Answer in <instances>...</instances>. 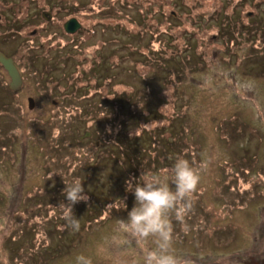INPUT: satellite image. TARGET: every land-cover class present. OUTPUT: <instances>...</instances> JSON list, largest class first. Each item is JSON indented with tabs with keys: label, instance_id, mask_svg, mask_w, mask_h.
<instances>
[{
	"label": "rangeland",
	"instance_id": "1",
	"mask_svg": "<svg viewBox=\"0 0 264 264\" xmlns=\"http://www.w3.org/2000/svg\"><path fill=\"white\" fill-rule=\"evenodd\" d=\"M145 1L0 0L10 24L1 22L0 50L16 54L25 75L10 95L12 109L0 108V264H76L78 254L92 264H146L155 239L136 237L120 224L134 204L128 183L170 177V164L153 159L166 160L172 146L175 159L206 164L192 211L183 222L172 218L176 264H264V62L245 60L250 52L264 53V0H222L234 20L229 28L240 22L233 41L223 33L227 27L212 25L224 18L215 0H156L153 9ZM18 6L26 10L21 28ZM41 10L52 15L49 21ZM150 11L153 18L141 21ZM71 17L90 38L64 30ZM41 26L35 36L52 38L48 47L22 42ZM183 41L186 50L173 52ZM80 49L85 57L97 50L102 60L91 72L109 91L132 93L129 99L106 103L102 88L75 90L82 85L72 84L77 59L62 57L72 52L88 68ZM25 50L32 51L36 73L28 70ZM189 52L205 58L208 68ZM185 57L181 73L170 69ZM230 57L243 64H225ZM0 74L7 88L1 64ZM8 98L0 88V105ZM119 129L137 144L117 156ZM84 131L90 138L77 143ZM109 145L115 152L102 158ZM76 178L87 199L74 205V228L60 205L65 185ZM26 237L32 242L21 240Z\"/></svg>",
	"mask_w": 264,
	"mask_h": 264
},
{
	"label": "clouds",
	"instance_id": "2",
	"mask_svg": "<svg viewBox=\"0 0 264 264\" xmlns=\"http://www.w3.org/2000/svg\"><path fill=\"white\" fill-rule=\"evenodd\" d=\"M205 167V163L196 165L181 155L176 157L170 177L153 174L144 176L139 183H128V189L134 194V204L120 224L125 232L136 237L155 239L157 246L148 254L146 264H176L170 252L174 233L172 218L183 222V217L192 211V194L198 188ZM64 194L66 203L60 205L63 216L74 228L78 227L74 205L87 199L82 180L76 178L65 185ZM184 227L188 226L184 224ZM76 264H92V261L78 254Z\"/></svg>",
	"mask_w": 264,
	"mask_h": 264
},
{
	"label": "trees",
	"instance_id": "3",
	"mask_svg": "<svg viewBox=\"0 0 264 264\" xmlns=\"http://www.w3.org/2000/svg\"><path fill=\"white\" fill-rule=\"evenodd\" d=\"M216 1V3L215 4H217V14L222 10L223 11V9H226L227 8V3L226 2H224V1H222V0H215ZM146 3H148L149 5H151V8L153 9L155 6H156V4H155V2H156V0H147V1H145ZM5 8H6V6L5 5H3V8H1V10H0V12L2 13V17H4L3 18V20H5L4 22H5V24L4 25H10L9 23L7 24V21H9V19L7 20V17H6V15L2 12V11H4L5 10ZM20 11H21V13H22V17L19 19V21H20V23H21V26H19L18 28H21V27H24L23 26V20H22V18H26V10H23V9H20V7L18 6V12L20 13ZM223 13H224V18L223 17H221L220 16V18L218 19V22H216L217 24H214V23H212V25H221V24H223V25H221L222 27H227V29L226 30H228L227 32H224L223 31V33H225V37L227 38V39H229L230 41H233L234 40V38H235V32H236V28H240L241 26H240V22H238V25L240 26H237V24L236 25H234V27H232V28H229V26H228V24H232V23H230L231 21H234L233 19L231 20V18H229L228 19V17H230V16H228V11L227 10H224L223 11ZM147 18H153V13H152V11H150V12H148V13H142V17H141V21H143L144 19H147ZM254 18L256 19V21H257V18H256V16H254ZM138 19L140 20V18L138 17ZM215 19H217V18H215ZM15 20H17L16 19V17H15ZM197 20H199V21H202L201 20V16H198V19ZM242 23V25H244V26H246L243 22H241ZM14 24V23H13ZM258 24H254V26H253V28H254V32H255V30H256V26H257ZM4 27H6V26H4ZM13 27L14 28H17V26L16 25H13ZM38 32H39V30H37V33L36 34H38ZM84 34V33H83ZM89 35V32L87 31V33H86V35L84 34V36H86L87 38L86 39H88V38H90L91 36H88ZM191 36L193 37V38H195V41L197 40V38H198V33H197V31H195L193 34H191ZM179 38H180V36H179ZM183 46H181V47H178L177 49H175V50H172L173 52H175V51H178L179 49H183V50H186V45H188V42L187 41H183ZM178 44H179V42H178ZM177 44V45H178ZM80 51H82L83 52V57L84 58H86L87 60L89 59V63H90V65L88 66V68H84V67H82L80 64H82V62H83V58H81V57H79V56H75V55H73V53L71 52V53H68V55L66 56H64V57H62L64 60L65 59H67L70 55H72L71 57L72 58H74V59H77V62H76V65H75V69H73V72L71 73V78H72V84H74V86H77V85H79V83L81 82V86L80 87H77L75 90H78V88H82L83 90H85V88H87V89H89V88H97L98 87V89H100V88H102V89H100V93H102L103 95H101V98H103L104 100H105V102L107 103L108 102V100H112L114 97H115V100L117 101V102H119V103H122V102H120V100L121 99H123L126 95L125 94H127V93H124L123 91L122 92H113V91H109V86H107L106 84H103V83H101V81L99 82L98 80H97V75H96V73H94L95 72V70L93 71V72H91L92 71V69H94L98 64H99V62H101V60H102V58H100V56L98 55V52H97V50H94L93 52H92V55L90 56V57H85L84 56V53H85V50H83V49H80ZM16 53V52H15ZM78 53V52H77ZM190 53V52H189ZM173 54V53H172ZM190 54H192V57H194V58H197L198 60L199 59H201V61H202V65H203V68L205 67V68H208V65H207V63L205 62V58H200V56L201 55H198V54H193L192 52L190 53ZM13 55V54H12ZM15 56H16V54H15ZM22 57L26 60V61H28L29 62V64H31V67H28V70H32L34 73H36L35 71H36V68H33L32 67V63L34 64V62H33V55H32V51L31 52H29V50H25V52H24V54H22ZM186 58V57H185ZM232 58H234V57H232ZM231 57L230 58H227V59H225L224 60V62H225V64H229V66L230 65H232L233 66V64L235 63V60L233 61V59H232ZM260 58H262L263 59V62H264V53H262L261 55L260 54H255V53H251L250 52V55L248 54L246 57H245V60H247V61H249V60H253V61H260ZM187 61H188V59L186 58V60H181V59H178L177 60V62L176 63H174V64H170L171 65V68L170 69H173L174 71H176V72H178V71H180V73H181V68H183L182 67V65H184V66H186V64H187ZM245 62V61H244ZM250 63V62H249ZM241 64H243V61L242 62H240V63H235L234 64V66L236 67L237 66V68H239L240 66H241ZM163 66H165L166 67V70H169V67L167 66V64H163ZM196 70H198L197 69V67L195 68ZM40 71V70H39ZM96 71H97V69H96ZM85 74H86V76H85ZM42 75V73L40 74V76ZM0 76H1V74H0ZM93 77V78H92ZM43 84H44V82H43ZM5 85V83H4V81H2V78H0V88H1V91H6V93H7V95L9 96V98L7 99V100H5L3 103H1V105H0V108L1 109H6L7 111L8 110H11L12 109V107H10L11 106V101H10V98H11V94H12V91L11 90H9L8 88H6V85ZM113 87V86H112ZM59 88V87H58ZM77 91H75V94H77L76 93ZM132 94V93H131ZM131 94H129L128 96H126L127 97V99H129V96L131 95ZM119 97H117V96ZM85 102H87L86 100H85ZM111 102V101H110ZM99 103H101V105H103V100H101ZM91 106V103H89V107ZM98 109V106L97 105H94V109ZM121 110V109H120ZM119 110V111H120ZM135 113H134V110L132 109L131 110V113L127 116V117H129V116H131V115H134ZM124 117H125V115H124ZM169 123H171V122H168V124ZM172 123H173V121H172ZM120 125H122V124H120ZM167 125V124H166ZM92 132L94 133V131L92 130ZM170 134H171V132H169ZM115 137H116V140L114 141V142H117L116 144L114 143L113 144V146L114 145H116L115 147L116 148H118L119 150L117 151V156L119 155V153L120 152H122V151H126L127 149H126V147L129 145H131V146H133V147H136V144H137V141L136 140H133V139H127L126 138V136H125V134H124V130L123 129H119V131H117V133L114 135ZM156 138V137H155ZM177 139H179V138H177V137H175V140L173 141V145H178L179 143H180V140H177ZM76 141H77V143H79V140H78V138L76 137ZM177 141V142H176ZM100 142V141H99ZM99 144V143H98ZM111 145V144H110ZM110 145L109 146H107V148L108 149H110L111 147L112 148H114L113 146H111L110 147ZM124 145H125V147H124ZM98 146V145H97ZM53 146H51V148H52ZM173 148V146L171 147V149ZM169 150V153L167 154V155H165L166 156V160H164V159H162V158H158L157 156H154V159H153V161L155 162V164H158V160H159V163H163V164H165L166 166H168V163L170 164V168H172V165H173V163H174V161H175V155L176 154H174V153H172V150ZM117 150V149H116ZM141 150H144V149H140V151ZM115 151H112L111 149H110V152L109 153H107V154H105L102 158H104V157H106V156H108L109 158L111 157V156H109L111 153H114ZM57 156V155H56ZM128 160L130 159V158H127ZM100 170V165H97L96 167L94 166L93 168H92V170L94 171V170ZM94 198V194H93V197H92V199ZM101 205L102 206H104V208H105V206L106 205H104L103 203H101ZM23 231H27V229H23ZM27 238V237H26ZM20 239V238H19ZM21 240L23 241V240H26L27 241V243H28V241H29V243H31L32 241L29 239V237L27 238V239H23V238H21ZM24 242V241H23ZM21 245V244H20ZM30 245V244H29ZM31 246V245H30ZM18 248H19V246H18ZM33 248V247H32ZM14 251V250H13ZM14 252H16V249H15V251Z\"/></svg>",
	"mask_w": 264,
	"mask_h": 264
},
{
	"label": "water",
	"instance_id": "4",
	"mask_svg": "<svg viewBox=\"0 0 264 264\" xmlns=\"http://www.w3.org/2000/svg\"><path fill=\"white\" fill-rule=\"evenodd\" d=\"M44 14L46 13H43V16L48 19V16H45ZM63 26H64L65 31L68 33H75V31H77L81 27L80 23L75 17L69 18L68 20H66ZM0 64L2 65L4 70L8 73V76L10 79L9 83L7 84L8 89L12 91H16L17 89H19L22 85V77L15 63L13 62V58L11 56L7 57L2 51H0ZM28 103H29L28 106L30 108H33L32 106L33 98L29 97ZM90 136H91L90 131H84L83 134H81L77 138L80 141V139L90 138Z\"/></svg>",
	"mask_w": 264,
	"mask_h": 264
},
{
	"label": "flooded vegetation",
	"instance_id": "5",
	"mask_svg": "<svg viewBox=\"0 0 264 264\" xmlns=\"http://www.w3.org/2000/svg\"><path fill=\"white\" fill-rule=\"evenodd\" d=\"M42 11V10H41ZM2 15V13L0 12V26H2L3 27V24L1 23V22H4L5 20H3V18L4 17H2L1 16ZM50 16H52V15H50ZM49 16V17H50ZM3 20V21H2ZM80 23V22H79ZM81 25V24H80ZM64 27V26H63ZM40 29V31L39 32H41V30H42V26L39 28ZM65 30V29H64ZM38 32V33H39ZM80 32H84V30H83V27H82V25H81V27L77 30V31H75V33H68L72 38H75V36L77 35V34H79ZM37 33V29L35 30H33L32 31V33H31V35H33L32 37H30L29 39H22V42H31V41H41V43H40V45L42 46H44V45H46V47H48V45H49V43H48V40H51L52 38H43V37H37V36H35V34ZM84 35V34H83ZM42 40H45V41H42ZM48 43V44H47ZM4 52V51H3ZM6 56H8V55H6ZM9 56H11L12 58H13V62L15 63V65H16V67H17V69H18V71H19V73L21 74V77H22V85H23V82L25 81V75H24V73H22V72H20V67H21V64H18V62H16L15 61V54H13V55H9ZM8 56V57H9ZM6 72V71H5ZM7 73V72H6ZM8 74V73H7ZM23 79H24V81H23ZM9 83V82H8ZM22 85H21V87H22ZM20 87V88H21ZM7 88H8V85H7ZM19 88V89H20ZM18 90V89H17ZM16 90V91H17ZM29 98V97H28ZM98 145V142H96V146Z\"/></svg>",
	"mask_w": 264,
	"mask_h": 264
}]
</instances>
